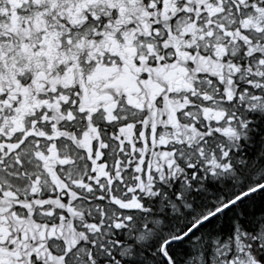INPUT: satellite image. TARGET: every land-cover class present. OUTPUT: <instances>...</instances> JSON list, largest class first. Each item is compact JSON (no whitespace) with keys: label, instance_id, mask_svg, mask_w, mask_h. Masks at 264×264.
I'll use <instances>...</instances> for the list:
<instances>
[{"label":"snow or ice","instance_id":"snow-or-ice-1","mask_svg":"<svg viewBox=\"0 0 264 264\" xmlns=\"http://www.w3.org/2000/svg\"><path fill=\"white\" fill-rule=\"evenodd\" d=\"M0 264H264V0H0Z\"/></svg>","mask_w":264,"mask_h":264}]
</instances>
